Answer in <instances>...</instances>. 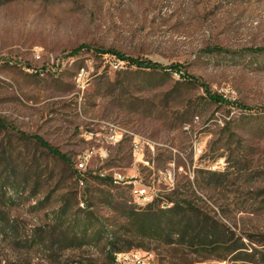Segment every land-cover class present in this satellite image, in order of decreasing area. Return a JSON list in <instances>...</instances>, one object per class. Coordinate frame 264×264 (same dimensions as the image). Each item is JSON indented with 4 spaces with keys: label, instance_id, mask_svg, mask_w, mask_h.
<instances>
[{
    "label": "rangeland",
    "instance_id": "rangeland-1",
    "mask_svg": "<svg viewBox=\"0 0 264 264\" xmlns=\"http://www.w3.org/2000/svg\"><path fill=\"white\" fill-rule=\"evenodd\" d=\"M81 45L88 49L72 56ZM260 48L264 0H0L1 262L111 264L116 233L119 247L134 238L135 247L153 249L157 264H248L219 258L224 250L133 237L124 216L141 207L134 184L160 201L177 188L264 251ZM112 125L127 131L120 143L105 139ZM136 137L145 141L141 157ZM94 148L81 185L76 161ZM96 168L126 180L92 175Z\"/></svg>",
    "mask_w": 264,
    "mask_h": 264
},
{
    "label": "trees",
    "instance_id": "trees-1",
    "mask_svg": "<svg viewBox=\"0 0 264 264\" xmlns=\"http://www.w3.org/2000/svg\"><path fill=\"white\" fill-rule=\"evenodd\" d=\"M88 49V46L81 45L74 48L71 51V55H78L83 50ZM96 52L101 51L102 53H112L123 61H129L140 68H148L152 71H163L167 67L153 62L144 61L141 59H135L126 57L123 54L102 49L95 50ZM258 51H264V48L258 49ZM100 54V53H98ZM169 68H175L181 70L182 66L172 65ZM192 78V77H191ZM193 82H198L192 78ZM203 85V84H202ZM204 86V85H203ZM209 98L214 102H223V98L216 93H210L206 88ZM0 126L2 123L0 121ZM40 144L44 145L51 153L59 155L64 158L63 154H60L57 149H54L49 143L36 137ZM107 179V178H104ZM14 193L17 190L13 189ZM171 198L167 201H160L159 196L155 197L154 200L147 205L145 208H130L125 213L124 218L126 222L132 227L133 237L141 238H158L167 245L180 244L184 247H191L198 253L209 252L211 255L215 254L217 250H224V254L219 258L231 259L233 261H241L248 264H264V251H261L255 247L245 244L242 237L238 236L235 231L229 227L215 221L212 217L206 216L201 212H198L192 205L191 202L183 198V194L179 192L177 188L172 189ZM0 195L6 196L7 192L2 186H0ZM161 203H165L162 205ZM145 205V204H141ZM88 205L85 207L88 209ZM67 209L63 207L60 210V214L65 213ZM111 236V248L108 252V258L111 264L115 262V253L123 250H129L135 247L134 238L131 241H127L123 247L118 245L124 241L123 237L118 234H110ZM3 239L0 238V253L3 246ZM148 249V248H147ZM0 264H12L3 263L0 259Z\"/></svg>",
    "mask_w": 264,
    "mask_h": 264
},
{
    "label": "built area",
    "instance_id": "built-area-1",
    "mask_svg": "<svg viewBox=\"0 0 264 264\" xmlns=\"http://www.w3.org/2000/svg\"><path fill=\"white\" fill-rule=\"evenodd\" d=\"M126 130L122 129L118 125H112L108 131L105 139L110 144L120 143L123 139ZM144 144L145 141L141 137H136L134 139L133 152L135 156H143L144 154ZM99 152L98 149H92L81 153L76 161L77 171L80 175V184L84 185L85 174L88 170V166L94 154ZM102 158H106L107 154L102 153ZM92 175H96L100 178L110 177L115 184H119L126 180V176L116 169H94L91 171ZM130 184H132L130 182ZM133 198L134 200H141V198H148V205L158 196L157 191L153 190L151 192V187L143 184L133 185ZM84 203V202H83ZM147 205H141L139 208H145ZM114 264H157V254L153 249H142V248H132L129 250H123L115 253Z\"/></svg>",
    "mask_w": 264,
    "mask_h": 264
},
{
    "label": "bare ground",
    "instance_id": "bare-ground-1",
    "mask_svg": "<svg viewBox=\"0 0 264 264\" xmlns=\"http://www.w3.org/2000/svg\"><path fill=\"white\" fill-rule=\"evenodd\" d=\"M135 202H138L140 204H148V198H141V200H135ZM84 207V203L81 204Z\"/></svg>",
    "mask_w": 264,
    "mask_h": 264
}]
</instances>
